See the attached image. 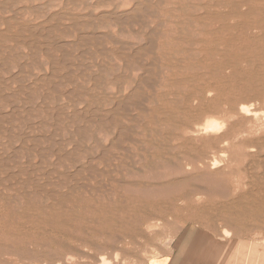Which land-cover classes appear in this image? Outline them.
<instances>
[{"label":"rangeland","instance_id":"1","mask_svg":"<svg viewBox=\"0 0 264 264\" xmlns=\"http://www.w3.org/2000/svg\"><path fill=\"white\" fill-rule=\"evenodd\" d=\"M6 1L7 3H5ZM74 1L0 0V33L8 29L6 25L3 26L1 23H6V20L7 24L9 23L8 33L3 37L0 35L3 38V40L0 39V66L5 61L7 62V66L5 62L0 67V81L2 77L4 78H2L3 83H0V96L3 98L0 97V114L3 113L4 115V117L0 116V119L2 117V121H0L2 122L0 123V131H2V134L0 133V157L2 156L0 158V180H4L3 182L0 181V191H2L0 192V264H100L102 257L110 261L109 264H146L151 259L153 261L155 258L162 256L176 258L187 256L186 253L195 251L190 247H203L207 245L205 244L207 242L217 243L224 247L218 251V258L214 264H264V210L259 209V212H262L260 213V222L256 221L255 218L256 215L260 216L258 210H255V206L264 203V134L253 132V124L256 120L253 114L257 112L263 118L264 97L256 101L246 100L242 97V89L245 86L249 87L248 89L264 88V81L261 80L264 78V35H262V31L234 29L218 33V35L213 33L217 26L228 28L242 24V22H248L253 26L256 21H264V13L261 12L258 16L251 18L233 16L218 24L211 19V15L217 10L214 5L215 0ZM148 10L152 15L146 12ZM116 13L118 15L122 13V16H118ZM203 13H206V16L209 15V18L208 16H205V18ZM58 14L62 15L59 16ZM88 15H91V17H88ZM123 18H125V22H123ZM135 21L138 23H134ZM59 22L63 26L59 25ZM66 25L68 27H64ZM75 25H77L78 30H75ZM130 26L133 31L130 30ZM91 33H94V35ZM155 33L157 34L155 35ZM99 34L103 35L100 36ZM39 35L42 38H39ZM16 36H18V39L14 38ZM101 37L104 39L102 40ZM97 38L101 40L98 41ZM15 39L18 40V43ZM221 39H226L229 42L228 46ZM25 42L28 44H25ZM75 43H78V45ZM103 43L106 48H104ZM44 44H47V46H44ZM51 44L52 46H48ZM57 46L58 48H55ZM95 48H99V50ZM62 49H67V52L70 51L67 54ZM80 51H84V53ZM86 51L90 53L91 57L85 54ZM128 53L131 56L126 55ZM30 55H34L32 56L33 59ZM66 56L68 57L66 61L71 62L70 64L63 60L64 58L67 59ZM222 59L231 64L226 71L224 69L220 71L216 65ZM58 60H63L67 63H65L67 66ZM58 62L65 65L66 68L59 65ZM8 63L11 68L8 67ZM22 63L29 64L30 67H26ZM72 64L74 66L80 65L76 66V69ZM70 65L71 67H69ZM19 66L24 67V69L19 70ZM56 68H58V71H55ZM129 69H131L130 72ZM67 70L70 71V74L73 70L72 73L74 72V74L70 76ZM18 71L20 72L18 73ZM143 73L144 77L142 76ZM14 74H17V79L21 82L19 80L17 82ZM20 76L23 80L20 79ZM24 76L26 77L24 78ZM92 76L94 77L91 78ZM52 77H54V80ZM70 77L71 79H69ZM6 78H8L7 81ZM178 78L180 80H177ZM61 79H64L63 82H60ZM65 79L71 80V84ZM94 79L96 80L94 81ZM51 80L54 84L57 81L59 84L54 85ZM74 80L75 83H73ZM104 81H106V84ZM99 82H102L104 86ZM139 82L142 83L139 84ZM61 83H65L63 85L65 87H62ZM60 84L61 86H59ZM147 85L148 88H146ZM55 86H59L57 88V91L60 90L58 93L54 92L56 90ZM27 87L28 89H26ZM38 87L39 89L36 91ZM78 87L79 89H77ZM80 87H84L85 91ZM73 89H75V92L73 91L72 95L71 91ZM136 90L139 92L138 96L134 95ZM25 93L29 98L26 97ZM46 93H48V97ZM74 93L78 95L76 96ZM91 95L93 97L89 98ZM5 96L11 101L9 99L7 101ZM72 96L74 97L72 98ZM44 97L47 99L43 100ZM12 101L14 104H12ZM76 101H79L78 104ZM43 102L47 103L49 107ZM140 102H143V105ZM16 104L19 106L18 111L16 110V107L18 108ZM56 104L61 109L60 113L59 109H55L58 108ZM116 104L120 106V109ZM121 106L122 109L125 106L124 112ZM242 106L251 109V113L249 115L241 113L240 108ZM251 106L253 109L250 108ZM21 107H23V110L20 109ZM24 108L26 110L31 109L32 112L26 111ZM45 108H48V110H45ZM126 108L132 109L126 110ZM93 109L101 110H94V112H98L97 114L93 112ZM102 111L106 112L103 113ZM31 113L33 116L27 115ZM65 113L69 119L66 118ZM57 114H62L61 119L59 118L60 115L57 116L60 120L54 117ZM71 114L74 121L71 119ZM6 116L8 117L6 118ZM99 116L100 118L102 116L103 118L106 117L101 120L98 118ZM162 118L163 120H161ZM208 118L225 122V126L220 131L207 134L191 133L198 126L203 125ZM8 119L10 122L7 123L5 120ZM13 119L16 122H13ZM23 119L27 120L24 121ZM92 120L95 123L97 122V125ZM10 123V128L13 126L12 129H9ZM54 124L55 127H53ZM42 125L43 127H41ZM2 126L7 129L3 130ZM80 126L85 127L83 129ZM127 128L132 132L127 131ZM56 129L58 130L56 131ZM10 130H13V133L9 132ZM73 131L75 132L71 135ZM76 132L80 133L81 137ZM119 133L125 136L123 143L112 146V138ZM69 134L74 140H70ZM53 137H55V142H52L54 141ZM44 140H47V142H44ZM60 141H62L61 145H58ZM82 142L86 145L85 148ZM96 143L98 144L96 145ZM99 144L105 149L102 150L103 148L101 149L100 146L99 148ZM79 145L81 148H79ZM31 146L34 148H31ZM19 147L22 152L17 149ZM14 149L18 152H15ZM92 149L95 150L92 151ZM42 150H45V154ZM73 150L74 152H72ZM11 152L16 154L12 155ZM46 154H49V156L47 157ZM41 155H45L46 158ZM58 157L61 158L57 159ZM71 158L76 161H71ZM187 158L197 159V162L200 160L206 163H214V160L217 162L216 169L213 170L215 172L213 180L217 183V187L212 194L207 193V185L204 186L193 181L188 184L176 183V178L179 182H182L180 180L183 177H179V168L180 166L185 167ZM6 162L9 163L8 166ZM3 163L7 166L6 168ZM37 163H39L38 166ZM39 166H42V169ZM27 167L28 170L24 169ZM23 172H26V174ZM33 172L37 173L33 174ZM201 172L202 170H199L196 174H201ZM44 174L46 177H43ZM6 175H9V177L11 175L12 178H8ZM13 176L15 177L13 178ZM3 178L7 180V183ZM46 183H51V185ZM132 183L133 185L159 189L167 184L179 185L177 189L183 190L184 187L189 193H192L195 187L200 186V194L193 193L188 198H177L178 195L175 197L173 195V198L168 199L167 197L172 193L167 196L168 193H163L160 189V193L155 198L139 199L134 204L131 200L134 197L131 198L124 188L125 184ZM1 185L6 187L4 188ZM88 186L92 189H89ZM37 190L38 192H36ZM40 190L42 194H39ZM48 192L50 194L53 192L55 195L47 194ZM65 193L70 194L68 197L71 198H68ZM239 203H241V206L245 204L253 207L252 217L248 215L241 216L237 213L240 209ZM231 214H233L232 218L235 226L234 224L231 226L225 221ZM54 215L61 217L63 224L60 227L53 228L48 225ZM226 231L229 233L227 234ZM6 237L7 239L4 240ZM69 256L75 259L71 260Z\"/></svg>","mask_w":264,"mask_h":264},{"label":"bare ground","instance_id":"2","mask_svg":"<svg viewBox=\"0 0 264 264\" xmlns=\"http://www.w3.org/2000/svg\"><path fill=\"white\" fill-rule=\"evenodd\" d=\"M9 1V0H8ZM12 1V0H11ZM74 1V0H73ZM160 1V0H159ZM74 2H76V1H74ZM155 2H157V1H155ZM163 2V1H162ZM5 3H7V1L5 2ZM53 3V2H52ZM96 3V2H95ZM105 3V2H104ZM214 5H215V8H217V10L215 11V13H213L212 15H211V19H213V21L215 22V23H222V22H224V21H226V20H228V19H230V18H232L233 16H237V17H239V18H251V17H255V16H258L259 14H261V12L262 13H264V0H215L214 1ZM0 4H1V2H0ZM10 4V3H9ZM8 4V5H9ZM12 4V3H11ZM102 4V3H101ZM156 4V3H155ZM2 5H4V4H2ZM7 5V4H6ZM41 5V4H40ZM45 5V4H44ZM48 5V4H47ZM157 5V4H156ZM205 5V4H204ZM10 6V5H9ZM136 6H137V4H136ZM140 6V5H139ZM207 6V5H206ZM4 7V6H3ZM6 7V6H5ZM47 7H49V6H47ZM141 7V6H140ZM24 8V7H23ZM31 8H33V7H31ZM31 8H29V9H31ZM115 8V7H114ZM134 8V7H133ZM142 8V7H141ZM28 9V8H27ZM34 9V8H33ZM32 9V10H33ZM37 9V8H36ZM35 9V10H36ZM48 9V8H47ZM178 9V8H177ZM25 10V9H24ZM41 10H43L42 8H41ZM134 10H136V9H134ZM140 10V9H139ZM145 10H147V9H145ZM155 10V9H154ZM221 10H225V11H221ZM1 11H3V10H1ZM18 11V10H17ZM30 11V10H29ZM131 11V10H130ZM138 11V10H137ZM5 12V11H4ZM33 12V11H32ZM36 12V11H35ZM133 12V11H132ZM140 12V11H139ZM144 12V11H143ZM147 13H149V10L148 11H146ZM156 12V11H155ZM15 13H17V12H15ZM108 13V12H107ZM129 13V12H128ZM140 13H142V12H140ZM159 13V12H158ZM14 14V13H13ZM103 14V13H102ZM105 14V13H104ZM113 15H114V13H112ZM122 13H120L119 15H121ZM132 14V13H131ZM137 14H138V12H137ZM146 14V13H145ZM144 14V15H145ZM149 14H151V13H149ZM148 14V15H149ZM204 14V13H203ZM56 15V14H55ZM59 15V14H58ZM60 15H62V14H60ZM59 15V16H60ZM67 15H68V13H67ZM101 15V14H100ZM107 15V14H106ZM105 15V16H106ZM110 15V14H109ZM116 15H118L117 13H116ZM115 15V16H116ZM118 15V16H119ZM124 15L125 16H127L125 13H124ZM130 15V14H129ZM141 15V14H140ZM152 15V14H151ZM13 16V15H12ZM16 16V15H15ZM53 16V15H52ZM52 16H49L50 18L52 17ZM69 16V15H68ZM71 16H73V15H71ZM81 16H83V15H81ZM80 16V17H81ZM91 17V15H88V17ZM96 16V15H95ZM94 16V17H95ZM122 16V15H121ZM120 16V17H121ZM192 16V15H191ZM195 16V15H194ZM200 16V15H199ZM206 16V13L204 14V17ZM208 16V18H209V15H207ZM206 16V17H207ZM56 17H58V16H56ZM55 17V18H56ZM78 17V16H77ZM84 17V16H83ZM109 17V16H108ZM117 17V16H116ZM115 17V18H116ZM119 17V18H120ZM130 17H131V15H130ZM130 17H128V18H130ZM141 17V16H140ZM139 17V18H140ZM147 17V16H146ZM205 17V18H206ZM96 18V17H95ZM97 18H98V15H97ZM103 18V17H102ZM112 18V17H111ZM201 18V17H200ZM4 19V18H3ZM7 19V18H6ZM5 19V20H6ZM58 19V18H57ZM62 19V18H61ZM65 19V18H64ZM100 19V18H99ZM109 19H110V17H109ZM124 19L125 18H123V22H125L124 21ZM136 19V18H135ZM204 19V18H203ZM9 20V19H8ZM17 20V19H16ZM49 20V19H48ZM53 20V19H52ZM92 20H93V18H92ZM95 20V19H94ZM101 20V19H100ZM111 20V19H110ZM113 20V19H112ZM117 20H118V18H117ZM116 20V21H117ZM126 20H128V19H126ZM134 20V19H133ZM139 20V19H138ZM190 20V19H189ZM234 20V19H233ZM47 21V20H46ZM58 21H60V20H58ZM57 21V22H58ZM102 21V20H101ZM113 21H115V19L113 20ZM115 21V22H116ZM118 21H120V20H118ZM117 21V22H118ZM141 21V20H140ZM44 22V21H43ZM86 22V21H85ZM90 22V21H89ZM88 22V23H89ZM98 22V21H97ZM230 22V21H229ZM78 23V22H77ZM92 24H93V22H91ZM122 23V22H121ZM127 23V22H126ZM131 23H133V22H131ZM134 23H138V22H134ZM141 23V22H140ZM147 23V22H146ZM213 23V22H212ZM50 24V23H49ZM72 24H73V22H72ZM81 24V23H80ZM118 24V23H117ZM129 24V23H128ZM1 25H3V26H7V28L8 29H6V31L5 32H2V33H0V35L3 37V36H5L6 35V33H8V31H9V23L7 24V20H6V23H1ZM50 25H52V24H50ZM55 25V24H54ZM58 25V24H57ZM59 25H61L60 24V22H59ZM58 25V26H59ZM119 25V24H118ZM161 25V24H160ZM191 25V24H190ZM27 26V25H26ZM61 26H63V24L61 25ZM74 26V25H73ZM77 25H75V30H78L77 29V27H76ZM96 26V25H95ZM138 26H139V24H138ZM148 26V25H147ZM159 26V25H158ZM158 26H156V27H158ZM209 26V25H208ZM34 27H36V26H34ZM50 27V26H49ZM64 27H68V25H66V26H64ZM63 27V28H64ZM92 27V26H91ZM94 27V26H93ZM28 28V27H27ZM130 28V30H131V26L129 27ZM216 28V27H215ZM23 29H24V27H23ZM31 29H33L32 27H31ZM30 29V30H31ZM36 29V28H35ZM38 29V28H37ZM41 29V28H40ZM49 29V28H48ZM53 29V28H52ZM67 29V28H66ZM73 29V28H72ZM93 29V28H92ZM230 29H234V30H241V31H262L263 32V34L262 35H264V21H256L255 22V25H251V24H249L248 22H242V24H238V25H234V26H230V27H228V28H224V27H219V26H217V28L214 30V34H217L218 35V33H221V32H227V31H229ZM25 31H26V29H24ZM58 30H60V28H58ZM61 30H63V29H61ZM212 30V29H211ZM3 31V30H2ZM20 31V30H19ZM21 31H22V29H21ZM37 31V30H36ZM39 31V30H38ZM47 31H49V30H47ZM68 31H70L69 29H68ZM122 31V30H121ZM131 31H133V30H131ZM23 32V31H22ZM27 32V31H26ZM31 32V31H30ZM45 32H46V30H45ZM73 32V31H72ZM91 32V31H90ZM32 33V32H31ZM38 33V32H37ZM43 33V32H42ZM77 33H79V32H77ZM159 34H160V32H158ZM180 33V32H179ZM30 34V33H29ZM33 35H34V33H32ZM36 34V33H35ZM51 34V33H50ZM83 34V33H82ZM91 34H93L94 35V33H91ZM104 34V33H103ZM103 34H101V35H103ZM111 34V33H110ZM152 34V33H151ZM150 34V35H151ZM154 34V33H153ZM157 33H155V35H156ZM37 35V34H36ZM36 35H35V37H36ZM43 35V34H42ZM80 35V34H79ZM90 35V34H89ZM100 35V34H99ZM100 35V36H101ZM108 35V34H107ZM221 35H223V34H221ZM261 35V36H262ZM19 36V35H18ZM18 36H16V37H14V38H17ZM21 36H23V35H21ZM48 36V35H47ZM82 36V35H81ZM92 36V35H91ZM96 36V35H95ZM98 36V35H97ZM99 36V37H100ZM109 36V35H108ZM154 36V35H153ZM7 37V36H6ZM20 37V36H19ZM38 37V36H37ZM41 36L39 35V38H40ZM43 37H44V35H43ZM49 37V36H48ZM48 37H46V39H48ZM88 37V36H87ZM86 37V38H87ZM103 37H105V36H103ZM114 37V36H113ZM146 37H147V35H146ZM9 38L11 39V37L9 36ZM13 38V39H14ZM21 38V37H20ZM23 38H24V36H23ZM26 38V37H25ZM31 38V37H30ZM42 38V37H41ZM53 38V37H52ZM56 38V37H55ZM78 38H80V37H78ZM83 38H85V37H83ZM92 38V37H91ZM90 38V39H91ZM259 38V37H258ZM262 38V37H261ZM0 39H2L3 40V38H1L0 37ZM6 39H8V38H6ZM9 39V40H10ZM18 39V38H17ZM17 39H15V40H17ZM22 39V38H21ZM28 39V38H27ZM54 39V38H53ZM98 39V38H97ZM101 39H102V37H101ZM101 39H98V41L99 40H101ZM104 39V38H103ZM102 39V40H103ZM108 39H110V38H108ZM152 39V38H151ZM177 39H179V38H177ZM251 39H252V37H251ZM4 40H5V38H4ZM31 40V39H30ZM50 40H52V39H50ZM55 40V39H54ZM58 41H59V39H57ZM84 40V39H83ZM82 40V41H83ZM86 40V39H85ZM116 40V39H115ZM222 41H224L225 43L224 44H227V46H228V44H229V42H227L226 41V39H221ZM32 41V40H31ZM39 41V40H38ZM58 41H55L56 43L58 42ZM81 41V40H80ZM87 41V40H86ZM89 41V40H88ZM95 41V40H94ZM113 41V39L111 40V42ZM121 41V40H120ZM14 42V41H13ZM23 42V41H22ZM28 42V41H27ZM27 42H25V44L27 43ZM33 42V41H32ZM62 42V41H61ZM84 42V41H83ZM83 42H81V43H83ZM97 42V41H96ZM95 42V43H96ZM102 42H104V41H102ZM101 42V43H102ZM17 43H18V40H17ZM47 43H48V41H47ZM60 43V42H59ZM67 43V42H66ZM65 43V44H66ZM71 43V42H70ZM116 43V42H115ZM119 43V42H118ZM123 43V42H122ZM151 43V42H150ZM154 43V42H153ZM28 44V43H27ZM63 44V43H62ZM61 44V45H62ZM69 44V43H68ZM75 44H77L78 45V43H75ZM80 44V43H79ZM89 44H90V42H89ZM120 45H121V43H119ZM149 44V43H148ZM193 44V43H192ZM221 44V43H220ZM32 45H33V43H32ZM37 45V44H36ZM41 45V44H40ZM47 46V44H44V46ZM53 45H55V44H53ZM84 45V44H83ZM92 45V44H91ZM96 45V44H95ZM103 45H104V43H103ZM26 46V45H25ZM31 46V45H30ZM48 46H52V44L51 45H48ZM74 46V45H73ZM76 46V45H75ZM74 46V47H75ZM105 46V45H104ZM124 46V45H123ZM128 46H130V45H128ZM148 46V45H147ZM226 46V45H225ZM1 47V46H0ZM32 47V46H31ZM30 47V49H32ZM36 47H38V46H36ZM43 47V46H42ZM68 47H70V46H68ZM93 47H94V45H93ZM97 47H98V45H97ZM121 47V46H120ZM218 47V46H217ZM2 48H3V46H2ZM13 48V47H12ZM34 48V47H33ZM54 48V47H53ZM55 48H58V46L57 47H55ZM64 48V47H63ZM66 48H67V45H66ZM78 48V47H77ZM87 47H86V45H85V49H86ZM103 48V47H102ZM104 48H106V46L104 47ZM123 48V47H122ZM125 48V47H124ZM219 48V47H218ZM7 49V48H6ZM10 49V48H9ZM40 49V48H39ZM51 49V48H50ZM49 49V50H50ZM65 49V48H64ZM64 49H62V50H64ZM96 49V48H95ZM98 50H99V48H97ZM96 49V50H97ZM118 49H120V48H118ZM133 49V48H132ZM137 49V48H136ZM141 49V48H140ZM140 49H138L139 51H140ZM215 49V48H214ZM29 50V49H28ZM38 50V49H37ZM49 50H47V51H49ZM67 50V49H66ZM66 50H64L65 52H67ZM78 50V49H77ZM91 50V49H90ZM135 50V49H134ZM43 51V50H42ZM58 51V50H57ZM70 51V50H69ZM68 51V52H69ZM88 51H89V49H88ZM88 51H86L87 53H85V54H87V55H89L90 53H88ZM103 51V50H102ZM120 51V50H119ZM149 51V50H148ZM60 52V51H59ZM68 52H67V54H68ZM81 52V51H80ZM98 52V51H97ZM104 52V51H103ZM102 52V54H104ZM116 52V51H115ZM137 52V51H136ZM141 52V51H140ZM143 52V51H142ZM37 53V52H36ZM62 53V52H61ZM81 53H84V51H82ZM96 53V52H95ZM113 53H114V51H113ZM121 53V52H120ZM133 53V52H132ZM135 53V52H134ZM179 53H180V51H179ZM39 54V53H38ZM48 54V53H47ZM93 54H94V52H93ZM92 54V55H93ZM99 54V53H98ZM116 55H117V53H115ZM8 55H9V53H8ZM50 55V54H49ZM62 55H65V54H62ZM78 55V54H77ZM79 55H81V56H84V55H82V54H79ZM100 55H101V53H100ZM126 55H130L129 53L128 54H126ZM133 55V54H132ZM138 55H139V52H138ZM140 55H141V53H140ZM143 55V54H142ZM13 56H15V54H13ZM31 56V55H30ZM32 56H34V55H32ZM31 56V57H32ZM52 56V55H51ZM68 56V55H67ZM66 56V57H67ZM69 56H71V55H69ZM90 56V55H89ZM118 56V55H117ZM131 56V55H130ZM221 56V55H220ZM223 56V55H222ZM11 57V56H10ZM27 57V56H26ZM62 57H64V56H62ZM74 57V56H73ZM75 57H77V56H75ZM91 57V56H90ZM93 58H94V56H92ZM112 57V56H111ZM135 57H136V55H135ZM219 57V56H218ZM48 58V57H47ZM53 58V57H52ZM61 58V57H60ZM122 58V57H121ZM128 58V57H127ZM4 59V58H3ZM9 59V58H8ZM32 59H33V57H32ZM36 59V58H35ZM34 59V60H35ZM50 59V58H49ZM75 59H78V58H75ZM81 59V58H80ZM91 59V58H90ZM95 59V58H94ZM123 59V58H122ZM128 59H130V58H128ZM138 59V58H137ZM1 60V59H0ZM6 60H7V58H6ZM64 61H66V60H68V57H67V59H63ZM63 60L61 61L62 62V64L64 63H66V62H68L69 63V61H66V62H63ZM134 60V59H133ZM178 60H180V59H178ZM192 60V59H191ZM4 61V60H3ZM59 61V60H58ZM59 61V62H60ZM78 61V60H77ZM124 61H125V58H124ZM182 61V60H181ZM2 62V61H1ZM6 62V61H5ZM4 62V63H5ZM32 62H34V61H32ZM37 62V61H36ZM55 62V61H54ZM58 62V63H59ZM126 62V61H125ZM139 62V61H138ZM4 63H2L3 65H4ZM56 63V62H55ZM71 63V62H70ZM69 63V64H70ZM78 63V62H77ZM108 63V62H107ZM150 63V62H149ZM148 63V64H149ZM252 63V62H251ZM1 64V63H0ZM7 64V62L5 63V65ZM22 64H24V63H22ZM62 64H60L59 63V65H61V66H65V65H62ZM106 64V63H105ZM125 64V63H124ZM142 64V63H141ZM146 64V63H145ZM178 64V63H177ZM253 64V63H252ZM2 65V66H3ZM10 64L8 63V67H10L9 66ZM24 65H26V64H24ZM51 65V64H50ZM56 65H57V63H56ZM73 65V64H72ZM80 65V64H79ZM78 65V66H79ZM138 65H140V64H138ZM192 65V64H191ZM216 65H217V67H218V69L220 70V71H222L223 69L226 71L227 69H229V66H231V64H228V62L225 60V59H222V60H219L217 63H216ZM243 65V64H242ZM241 65V66H242ZM2 66H0V67H2ZM7 66V65H6ZM20 66H21V64H20ZM19 66V70L20 69H24V67H20ZM67 66V65H66ZM66 66H65V68H66ZM77 65H73V67H76ZM77 66V67H78ZM82 66V65H81ZM80 66V67H81ZM86 66H88V65H86ZM94 66V65H93ZM105 66V65H104ZM124 66V65H123ZM128 66V65H127ZM126 66V67H127ZM131 66V65H130ZM129 66V67H130ZM258 66V65H257ZM256 66V67H257ZM26 67H30L29 66V64L28 65H26ZM51 67V66H50ZM69 67H71V65L69 66ZM77 67H76V69H77ZM80 67H79V69H80ZM83 67V66H82ZM85 67V66H84ZM103 67V66H102ZM146 67V66H145ZM7 68V67H6ZM11 68V67H10ZM39 68V67H38ZM68 68V67H67ZM87 68V67H86ZM101 68V67H100ZM128 68V67H127ZM144 68V67H143ZM258 68H260V67H258ZM8 69V68H7ZM58 68H56V70L55 71H58L57 70ZM90 69V68H89ZM102 69V68H101ZM100 69V70H101ZM33 70V69H32ZM51 70V69H50ZM60 70V69H59ZM71 70V69H70ZM81 70V69H80ZM83 70V69H82ZM99 70V69H98ZM130 70L131 69H129V72H130ZM218 70V71H219ZM7 71V70H6ZM54 71V72H55ZM73 71V70H72ZM72 71H71V74H74V72L72 73ZM103 71H104V69H103ZM143 71H145V69H143ZM20 71H18V73H19ZM67 72H69V74H70V71L69 70H67ZM80 72V71H79ZM109 72V71H108ZM17 73V72H16ZM22 73V72H21ZM21 73H20V75H21ZM51 73H52V71H51ZM55 73H57V72H55ZM99 73V72H98ZM145 73V72H144ZM144 73H143V77H144ZM65 74V73H64ZM63 74V75H64ZM67 74V73H66ZM71 74H70V76H71ZM83 74V73H82ZM110 74V73H109ZM220 74V73H219ZM15 75V74H14ZM33 75V74H32ZM50 75V74H49ZM56 75V74H55ZM63 75H61V76H63ZM150 75V74H149ZM201 75V74H200ZM16 76V80H17V82H18V80L19 79H17V74L15 75ZM31 76V75H30ZM48 76V75H47ZM65 76V75H64ZM69 76V75H68ZM82 76V75H81ZM86 76H88V75H86ZM90 76V75H89ZM96 76V75H95ZM110 76H111V74H110ZM11 77H13V76H11ZM21 77V76H20ZM26 76H24V78H25ZM42 77V76H41ZM45 77V76H44ZM43 77V78H44ZM67 77V76H66ZM94 76H92L91 78H93ZM99 77V76H98ZM141 77V76H140ZM143 77H142V79H143ZM148 77V76H147ZM254 77V76H253ZM3 78V77H2ZM2 78H1V81H0V83H3L2 82ZM15 78V77H14ZM53 78V80H54V77H52ZM65 78V77H64ZM97 78V77H96ZM4 79V78H3ZM11 79V78H10ZM13 79V78H12ZM11 79V80H12ZM21 80H23V78L21 77L20 78ZM46 79H48V78H46ZM57 79H58V77H57ZM69 79H71V77L69 78ZM98 80H99V78H97ZM105 79V77L103 78V80ZM119 79V78H118ZM140 79V78H139ZM6 81L8 80V78H6L5 79ZM42 80H44V79H42ZM53 80H51L52 82H53ZM62 80V79H61ZM64 80V79H63ZM63 80L62 81H60V82H63ZM96 79H94V81H95ZM102 80V81H103ZM144 80V79H143ZM147 80H149V79H147ZM177 80H180L179 78L177 79ZM186 80V79H185ZM188 80V79H187ZM262 81H264V78H262L261 79ZM10 81V80H9ZM14 81H15V79H14ZM20 81V80H19ZM27 81V80H26ZM34 81V80H33ZM39 81V80H38ZM65 81H68L69 83H70V81L67 79H65ZM119 81V80H118ZM156 81V80H155ZM189 81H191V80H189ZM21 82V81H20ZM46 82V81H45ZM85 82V81H84ZM106 81H104V83H105ZM150 82V81H149ZM255 82V81H254ZM6 83V82H5ZM11 83V82H10ZM56 83H58V81L56 82ZM55 83V84H56ZM66 83V82H65ZM65 83H61L62 84V87H65V86H63ZM73 83H75V80H74V82ZM100 84L102 83V82H99ZM140 83H142V82H139V84ZM32 84V83H31ZM34 84V83H33ZM48 84V83H47ZM52 84V83H51ZM53 84H54V82H53ZM54 84V85H55ZM59 84V83H58ZM61 84L59 85V86H61ZM71 84V83H70ZM80 84V83H79ZM106 84V83H105ZM5 85V84H4ZM75 85V84H74ZM95 85V84H94ZM102 86H104L103 85V83L101 84ZM146 85V84H145ZM27 86V85H26ZM58 86V87H59ZM142 86V85H141ZM5 87V86H4ZM18 87V86H17ZM21 87V86H20ZM23 87V86H22ZM43 88H44V86H42ZM47 87V86H46ZM52 87H53V85H52ZM56 87V86H55ZM55 87H54V89H55ZM58 87H56V90H54V92H59L60 90H58L57 91V88ZM92 87V86H91ZM94 87V86H93ZM138 87V86H137ZM143 87V86H142ZM30 88V87H29ZM72 88H74V87H72ZM81 88V87H80ZM84 88V87H83ZM83 88H81L82 90H84L85 91V89H83ZM97 88H99L98 86H97ZM121 88V87H120ZM135 88V87H134ZM139 88V87H138ZM146 88H148V85H147V87ZM249 88V87H248ZM247 88V86H245L244 87V89H242V92H243V99H246V100H257V99H259V98H262V97H264V88H253V89H248ZM18 89V88H17ZM26 89H28V87L26 88ZM39 89V87L36 89V91ZM49 89V88H48ZM52 89V88H51ZM77 89H79V87L77 88ZM76 89V90H77ZM87 89V88H86ZM141 89H143V88H141ZM4 90V89H3ZM1 91V90H0ZM20 91H21V89H20ZM45 91V90H44ZM68 91H71V90H68ZM73 91L75 92V89H73L72 91H71V94L73 95ZM77 91H79V90H77ZM76 91V92H77ZM132 91V90H131ZM2 92H4V91H2ZM22 92H24L23 90H22ZM63 92V91H62ZM88 92V91H87ZM17 93V92H16ZM19 93H21V92H19ZM70 93V92H69ZM68 93V94H69ZM78 93V92H77ZM80 93H81V91H80ZM86 93V92H85ZM139 92H138V90H136L135 92H134V95H136V96H138L137 94H138ZM10 94H12V93H10ZM26 94V93H25ZM30 94V93H29ZM47 95V97H48V93H46ZM66 94V93H65ZM64 94V95H65ZM70 94V95H71ZM82 94V93H81ZM89 94V93H88ZM98 94V93H97ZM13 95V94H12ZM27 95V94H26ZM45 95V94H44ZM59 95H61L60 93H59ZM74 95H76V93H74ZM78 95V94H77ZM76 95V96H77ZM80 95V94H79ZM82 95H84V93L82 94ZM115 95V94H114ZM128 95V94H127ZM7 96H8V94H7ZM7 96H5V97H7ZM15 96H16V94H15ZM18 96V95H17ZM75 96V97H76ZM88 96V95H87ZM90 96V95H89ZM101 96V95H100ZM143 96V95H142ZM1 97V96H0ZM10 97V96H9ZM14 97V96H13ZM12 97V98H13ZM26 97H28L29 98V96L27 95ZM30 97H31V95H30ZM57 97V96H56ZM55 97V98H56ZM74 96H72V98H73ZM93 96L91 95V97H89V98H92ZM128 97V96H127ZM130 97V96H129ZM146 97V96H145ZM2 98V97H1ZM11 98V97H10ZM28 98H27V100H28ZM32 98V97H31ZM43 98V97H42ZM45 99H43V100H46L47 98L46 97H44ZM58 98V97H57ZM66 98H67V94H66ZM71 98V99H72ZM132 98V97H131ZM130 98V99H131ZM134 98V97H133ZM186 98V97H185ZM3 99V98H2ZM6 99V98H5ZM4 99V100H5ZM8 97H7V101H8ZM14 99V98H13ZM108 100H109V98H107ZM128 99V98H127ZM140 99H142V98H140ZM147 99V98H146ZM41 100V99H40ZM42 100V101H43ZM68 100V99H67ZM73 100V99H72ZM99 100V99H98ZM102 100H103V98H102ZM112 100V99H111ZM110 100V101H111ZM144 100V99H143ZM186 100V99H185ZM184 100V101H185ZM6 101V100H5ZM7 101L5 102V103H7ZM9 101H11V99H9ZM22 101V100H21ZM29 101V100H28ZM56 101V100H55ZM71 101V100H70ZM80 101V100H79ZM78 101V102H79ZM84 101V100H83ZM107 101V100H106ZM122 101H124V100H122ZM13 102V101H12ZM19 102V101H18ZM23 102V101H22ZM25 102V101H24ZM57 102V101H56ZM77 102V101H76ZM78 102H77V104H78ZM116 102V101H115ZM129 102V101H128ZM8 103H10V102H8ZM27 103V102H26ZM35 102L33 101V104H34ZM44 103V102H43ZM119 103V102H118ZM130 103H132V102H130ZM129 103V104H130ZM141 103V102H140ZM143 103V102H142ZM141 103V105H143ZM11 104V103H10ZM10 104H8L9 106H10ZM12 104H14V102L12 103ZM24 104V103H23ZM41 104V103H40ZM45 104V103H44ZM43 104V105H44ZM47 104V103H46ZM45 104V105H46ZM71 104H72V102H71ZM80 104V103H79ZM96 104V103H95ZM109 104H110V102H109ZM177 104V103H176ZM250 104V103H249ZM17 105V104H16ZM25 105V104H24ZM48 105V104H47ZM57 105V104H56ZM92 105H93V103H92ZM102 105V104H101ZM137 106H138V104H136ZM242 105V104H241ZM18 106V105H17ZM25 106H27V105H25ZM24 106V107H25ZM38 106V105H37ZM40 106V105H39ZM87 106V105H86ZM116 106H118L117 104H116ZM122 106H123V104H122ZM122 106H121V109H122ZM128 106V105H127ZM12 107H13V105H12ZM48 107H49V105H48ZM57 107L58 108H55V109H59V106L57 105ZM76 107H77V105H76ZM95 107V106H94ZM97 107V106H96ZM120 106H118V108H119ZM125 107V106H124ZM123 107V112H124V108ZM129 107V106H128ZM131 107H133V105H131ZM144 107H145V105H144ZM39 108V107H38ZM65 108V107H64ZM64 108H62V109H64ZM68 108V107H67ZM86 108V107H85ZM113 108V107H112ZM137 108V107H136ZM250 108H252V106L250 107ZM17 109H19V106H18V108L16 107V110ZM20 109H22L23 110V107H21ZM25 109V108H24ZM34 109V108H33ZM83 109H84V107H83ZM103 109V108H102ZM120 109V108H119ZM129 109H132V108H129ZM128 108H126V110H129ZM141 109H142V107H141ZM147 109V108H146ZM253 109V108H252ZM26 110V109H25ZM28 110V109H27ZM26 110V111H27ZM44 110V109H43ZM45 110H48V108L46 109L45 108ZM60 110L61 109H59V113H60ZM94 110H96V109H93V112H94ZM98 111H100L99 109H97ZM96 110V111H97ZM121 110V111H122ZM138 110H140V109H138ZM143 110V109H142ZM10 111H11V109H10ZM13 111V110H12ZM18 111V110H17ZM26 111H24V112H26ZM28 111H31V109L30 110H28ZM72 111H74V110H72ZM76 111V110H75ZM74 111V112H75ZM83 111V110H82ZM85 111V110H84ZM90 111V110H89ZM108 111V110H107ZM133 111V110H132ZM147 111V110H146ZM240 111H241V113H243V114H247V115H249L250 113H251V109H249L248 107H246V106H242L241 108H240ZM260 111V110H259ZM32 112V111H31ZM56 112H58V110H56ZM85 112H87V111H85ZM103 112V111H102ZM104 112H106V111H104ZM103 112V113H104ZM112 112V111H111ZM119 112V111H118ZM117 112V113H118ZM130 112V111H129ZM144 112V111H143ZM30 113V112H29ZM40 113V112H39ZM71 113H73V112H71ZM79 113H80V110H79ZM79 113H77V114H79ZM84 113V112H83ZM94 113H97L98 114V112H94ZM93 113V114H94ZM120 113V112H119ZM261 113H263V112H261ZM6 114V113H5ZM12 114V113H11ZM49 114V113H48ZM51 114V113H50ZM66 114V113H65ZM64 114V115H65ZM75 114V113H74ZM73 114V115H74ZM88 114H90V113H88ZM92 114V115H93ZM96 114V115H97ZM6 115H8V114H6ZM27 115H31V116H33L32 115V113L31 114H27ZM52 115V114H51ZM60 115V119H61V115L62 114H59ZM58 114L57 115H55L54 117H57V116H59ZM67 115V114H66ZM87 115V114H86ZM91 115V114H90ZM102 115V114H101ZM100 115V116H101ZM110 115V114H109ZM112 115V114H111ZM118 115V114H117ZM116 115V116H117ZM128 115V114H127ZM131 115V114H130ZM146 115V114H145ZM254 115V119H256L255 120V123L253 124V132H255V133H260V134H264V115H262L263 116V118L262 117H260V114H258L257 112L256 113H254L253 114ZM0 116H3L4 117V115H3V113H2V115L0 114ZM12 116V115H11ZM10 116V117H11ZM13 116H14V114H13ZM12 116V117H13ZM71 116H72V114H71ZM71 116H69V117H71ZM75 116V115H74ZM94 116H95V114H94ZM100 116L98 117L99 119H101L102 120V118H103V116L100 118ZM175 116V115H174ZM8 116H6V118H7ZM25 117H27V116H25ZM30 117V116H29ZM68 117V115L66 116V118ZM81 117V116H80ZM82 117H83V115H82ZM106 117V116H105ZM104 117V118H105ZM131 117V116H130ZM14 118V117H13ZM22 118V117H21ZM51 118V117H50ZM58 118V117H57ZM58 118V119H59ZM94 118H96V117H94ZM94 118H90V119H94ZM98 118H97V120H98ZM103 118V119H104ZM108 118V117H107ZM111 118H112V116H111ZM117 118V117H116ZM125 118V117H124ZM133 118V117H132ZM1 119H2V117H1ZM0 119V121H2ZM14 119H16V118H14ZM13 119V120H14ZM48 119V118H47ZM58 119H57V121H58ZM59 119V120H60ZM67 119H69V118H67ZM72 121H74L73 119V116H72ZM70 119V120H71ZM81 119V118H80ZM80 119H79V121H80ZM85 119H87V117H85ZM84 119V120H85ZM110 119V118H109ZM11 120V119H10ZM24 120V119H23ZM25 120H27V119H25ZM24 120V121H25ZM56 120V119H55ZM82 120V119H81ZM89 120V119H88ZM87 120V121H88ZM106 120H108V119H106ZM132 120V119H131ZM161 120H163V118L161 119ZM5 121H7V123H8V121H9V119L8 120H5ZM18 121V120H17ZM19 121H20V119H19ZM56 121V122H57ZM86 121V123H88ZM93 121V120H92ZM104 121V120H103ZM116 121V120H115ZM133 121V120H132ZM141 121V120H140ZM10 122V121H9ZM13 122H16L15 120L13 121ZM12 122V123H13ZM59 122V121H58ZM69 122V121H68ZM76 122V121H75ZM81 122V121H80ZM85 122V121H84ZM90 122V121H89ZM94 122V124H96L95 123V121H93ZM99 122H100V120H99ZM98 122V123H99ZM105 122V121H104ZM120 122H122V121H120ZM130 122V121H129ZM0 123H2V122H0ZM41 123H42V121H41ZM45 123V122H44ZM55 123V122H54ZM70 123V122H69ZM91 123V122H90ZM109 123H110V121H109ZM6 124V123H5ZM39 124H40V121H39ZM48 124V123H47ZM56 124V123H55ZM55 124H54V126L53 127H55ZM77 124V123H76ZM92 124V123H91ZM90 124V125H91ZM103 124V123H102ZM101 124V125H102ZM111 124V123H110ZM120 124V123H119ZM144 124V123H143ZM142 124V125H143ZM183 124V123H182ZM7 125V124H6ZM10 125H11V123L9 124V129H12L13 128V126L10 128ZM34 125V124H33ZM32 125V126H33ZM37 125V124H36ZM46 125V124H45ZM56 125H58V124H56ZM74 125H75V123H74ZM89 125V126H90ZM97 125V124H96ZM112 125H113V123H112ZM1 126V125H0ZM31 126V125H30ZM77 126V125H76ZM92 126V125H91ZM105 126V125H104ZM111 126V125H110ZM225 126V122H219L218 120H216V119H213V118H208V119H206L205 120V122H204V124L203 125H201V126H198L194 131H191V133H193V134H207V133H209V132H215V131H220V129L221 128H223ZM3 127V130L4 129H7V128H4V126H2ZM1 127V128H2ZM27 127H28V125H27ZM34 127V126H33ZM37 127H38V125H37ZM41 127H43V125L41 126ZM58 128L60 127V126H57ZM56 127V128H57ZM67 127V126H66ZM81 128H83L84 129V127L83 126H80ZM97 127V126H96ZM133 127H134V125H133ZM15 129H16V127H14ZM18 128V127H17ZM46 128H49V127H46ZM61 128V127H60ZM77 128H79V126H77ZM32 129H35V128H32ZM36 129H38V128H36ZM41 129V128H40ZM44 129V128H43ZM80 129V128H79ZM97 129V128H96ZM102 129H103V127H102ZM128 129V128H127ZM1 130V129H0ZM42 130V129H41ZM53 130V129H52ZM58 129H56V131H57ZM60 130V129H59ZM68 130V129H67ZM103 130H105V129H103ZM111 130V129H110ZM125 130V129H124ZM40 131V130H39ZM75 131H76V129H75ZM75 131H73V133L71 132V135L72 134H74V132ZM82 131V129L80 130V132ZM84 131V130H83ZM90 132H91V129L89 130ZM127 131H129V129L127 130ZM131 131V130H130ZM129 131V132H130ZM2 131H0V133H1ZM9 132H12L13 133V130L11 131H9ZM69 132V131H68ZM79 132V131H78ZM86 132V131H85ZM98 132V131H97ZM119 132V131H118ZM129 132H127V134H129ZM132 132V131H131ZM134 132V131H133ZM30 133V132H29ZM29 133H28V135H29ZM50 133V132H49ZM77 133V132H76ZM83 133V132H82ZM93 133V132H92ZM122 133V132H121ZM2 134V133H1ZM24 134V133H23ZM54 134V133H53ZM55 134H56V132H55ZM79 136H80V133H77ZM16 135V134H15ZM18 135V134H17ZM16 135V136H17ZM70 135V134H69ZM71 135H70V137H71ZM83 135V134H82ZM85 135V134H84ZM94 135V134H93ZM130 135V134H129ZM8 136V135H7ZM20 136V135H19ZM25 136V135H24ZM45 136V135H44ZM53 136H55V135H53ZM132 136V135H131ZM4 137V136H3ZM6 137V136H5ZM11 137V136H10ZM20 137H22V136H20ZM59 137V136H58ZM74 137V136H73ZM81 137V136H80ZM82 137H84V136H82ZM8 138H9V136H8ZM18 138V137H17ZM25 138V137H24ZM28 137L26 136V139H27ZM31 138V137H30ZM29 138V139H30ZM36 138V137H35ZM46 138V137H45ZM54 138V141H52V142H55V137H53ZM60 138H61V136H60ZM85 138V137H84ZM88 138V136L86 137V139ZM12 139H13V137H12ZM25 139V140H26ZM33 139V138H32ZM39 139H40V137H39ZM46 139H48V138H46ZM67 139V138H66ZM71 139H73L72 137L70 138V140ZM83 139V138H82ZM124 139H125V136H124V134H115L114 135V137L112 138V146L114 145H117V144H121V142L122 141H124ZM35 140H37V139H35ZM51 140V139H50ZM68 140V139H67ZM66 140V141H67ZM69 140V141H70ZM74 140V139H73ZM73 140H72V142H73ZM126 140H129V139H126ZM125 140V141H126ZM133 140H135V139H133ZM31 142H34V141H32V140H30ZM47 142V140H44V142ZM84 141H85V139H84ZM258 141V140H257ZM9 142H10V138H9ZM36 142V141H35ZM38 142V141H37ZM62 141H60V142H58V145H61L60 143H61ZM99 142V141H98ZM132 142V141H131ZM136 142V141H135ZM139 142V141H138ZM27 143V142H26ZM78 143V142H77ZM83 143V142H82ZM81 143V144H82ZM123 143V142H122ZM14 144V143H13ZM24 144H25V141H24ZM36 144V143H35ZM68 144V143H67ZM84 144V143H83ZM93 144V143H92ZM98 143H96V145H97ZM37 145V144H36ZM41 145V144H40ZM74 145V144H73ZM76 145V144H75ZM74 145V146H75ZM91 145V144H90ZM110 145V144H109ZM77 146V145H76ZM85 144H84V148H85ZM101 147V145L99 144L98 145V147ZM119 146V145H118ZM121 146V145H120ZM143 146V145H142ZM11 147V146H10ZM30 147V146H29ZM33 146H31V148H32ZM39 147V146H38ZM66 147V146H65ZM78 147V146H77ZM76 147V148H77ZM99 147V148H100ZM108 147V146H107ZM109 147H111V146H109ZM34 148V147H33ZM79 148H81V146L79 145ZM103 147H101V149H102ZM114 148V147H113ZM118 148H120V147H118ZM123 148V147H122ZM17 149H20V147L19 148H17ZM37 149H39V148H37ZM41 149H43V148H41ZM48 149H49V146H48ZM51 149H52V147H51ZM58 149V148H57ZM105 148H103L102 150H104ZM23 150V149H22ZM25 150H27V149H25ZM28 150H30V149H28ZM46 150V149H45ZM45 150H42L43 152L45 151ZM61 150V149H60ZM63 150V149H62ZM74 150H75V148H74ZM74 150L72 151V152H74ZM83 150V149H82ZM84 150H86V149H84ZM95 150V149H94ZM93 149H92V151H94ZM14 151L16 152L17 150H15L14 149ZM20 151H21V149H20ZM48 151V150H47ZM71 151V150H70ZM69 151V152H70ZM124 151V150H123ZM127 151V150H126ZM15 152H13V154L15 153ZM18 152V151H17ZM22 152V151H21ZM68 152V151H67ZM68 152V153H69ZM91 152V151H90ZM108 152V151H107ZM26 153V152H25ZM48 153V152H47ZM55 153H56V151H55ZM65 153H66V151H65ZM78 153H80V152H78ZM93 153V152H92ZM91 153V154H92ZM11 154H12V152H11ZM12 154V155H13ZM16 154V153H15ZM31 154V153H30ZM36 154H39V153H36ZM44 154H45V152H44ZM49 154H50V151H49ZM49 154L47 155V157L49 156ZM67 154V153H66ZM73 154V153H72ZM87 154H89V153H87ZM105 154V153H104ZM112 154V153H111ZM128 154V153H127ZM131 154V153H130ZM3 155V154H2ZM10 155V154H9ZM26 155H27V153H26ZM29 155V154H28ZM69 155V154H68ZM78 155V154H77ZM81 155V154H80ZM90 155V154H89ZM7 156V155H6ZM37 156H39V155H37ZM41 156H43V158H46V157H44L45 155H41ZM55 156H57V155H55ZM65 156V155H64ZM71 156V155H70ZM87 157H89L88 155H86ZM92 156V155H91ZM8 157V156H7ZM13 157H15V156H13ZM28 157V156H27ZM26 157V158H27ZM73 157V156H72ZM84 157V156H83ZM114 157H115V155H114ZM0 158H2V156L0 157ZM11 158H12V156H11ZM29 158H30V156H29ZM39 158V157H38ZM61 157H58L57 159H60ZM63 158V157H62ZM69 159H70V157H68ZM102 158H104V157H102ZM4 159V158H3ZM8 159H10L9 157H8ZM7 159V160H8ZM63 159H65V158H63ZM105 159V158H104ZM28 160H30V159H28ZM42 161H43V159H41ZM46 160V159H45ZM56 160V159H55ZM73 159L71 158V161H72ZM75 160V159H74ZM73 160V161H74ZM78 160V159H77ZM90 160V159H89ZM93 160V159H92ZM2 161V160H1ZM49 161V160H48ZM58 161H60V160H58ZM76 161V160H75ZM79 161V160H78ZM108 161V160H107ZM112 161V160H111ZM198 160L197 159H186V165H185V167H183V166H180V168H179V170H180V172H179V177H183V179L182 180H180V181H182V182H179L177 179L178 178H176V183L177 184H180V183H183V184H188V183H190V181H193L194 183H197V184H203L204 186L205 185H207V193H209V194H212L214 191H215V189H216V187H217V183L213 180V174L215 173V172H213V170L214 169H216V166H217V162H215V160H214V163H206V162H204V161H202V160H200L199 162H197ZM10 162H12L11 161V159H10ZM13 162H16V161H13ZM26 162H28L27 161V159H26ZM38 162H40V161H38ZM44 162V161H43ZM42 162V163H43ZM202 162H204V163H202ZM1 163V162H0ZM7 163V162H6ZM74 163V162H73ZM77 163V162H76ZM3 165H4V163H3ZM9 165V163H7V166ZM13 165H14V163H13ZM15 165H16V163H15ZM25 165H26V163H25ZM28 165H29V162H28ZM39 165V163H37V166ZM74 165H75V163H74ZM77 165H78V163H77ZM77 165H76V167H77ZM88 165H90V163H88ZM88 165H87V167H88ZM103 165H104V163H103ZM5 166V168L7 167L6 165H4ZM34 167V166H33ZM32 167V168H33ZM39 167H41V169H42V166H39ZM54 167V166H53ZM73 167V166H72ZM75 167V166H74ZM73 167V168H74ZM80 167V166H79ZM106 167H108V166H106ZM159 167V166H158ZM10 168V167H9ZM93 168H94V166H93ZM93 168H91V169H93ZM115 168V167H114ZM11 169V168H10ZM24 169H27L28 170V167L27 168H24ZM30 169H31V167H30ZM45 169V168H44ZM81 169V168H80ZM34 170H35V168H34ZM57 170V169H56ZM102 170V169H101ZM115 170V169H114ZM122 170H124V169H122ZM201 171L202 170V172H201V174H196L197 173V171ZM18 171V170H17ZM36 171V170H35ZM69 171V170H68ZM77 171V170H76ZM79 172L81 171V170H78ZM86 171V170H85ZM89 171V170H88ZM91 171V170H90ZM93 171V170H92ZM91 171V172H92ZM96 171H98V170H96ZM157 171V170H156ZM37 172H38V170H37ZM36 172V173H37ZM83 172H84V170L82 171V174H83ZM90 172V173H91ZM94 172V171H93ZM98 172H100V171H98ZM110 172V171H109ZM114 172V171H113ZM112 172V173H113ZM3 173V172H2ZM18 173V172H17ZM16 173V174H17ZM24 173V172H23ZM22 173V174H23ZM32 173V172H31ZM35 172H33V174H34ZM35 173V174H36ZM48 173H49V171H48ZM52 173V172H51ZM103 173H104V170H103ZM112 173H110V174H112ZM6 173L4 172V175H5ZM19 174H21V173H19ZM21 174V175H22ZM24 174H26V172L24 173ZM23 174V176H26V175H24ZM29 174V173H28ZM52 174H54V173H52ZM68 174V173H67ZM71 174V173H70ZM76 174V173H75ZM88 174H89V172H88ZM92 174H95V173H92ZM97 174V173H96ZM95 174V175H96ZM106 174V173H105ZM56 175L58 176V174L56 173ZM63 175V174H62ZM64 175H65V173H64ZM163 175V174H162ZM7 176V175H6ZM60 176V175H59ZM66 176V175H65ZM76 176V175H75ZM98 176V175H97ZM122 176V175H121ZM152 176V175H151ZM8 178H10L11 177V175H10V177H9V175L7 176ZM15 176H13V178H14ZM31 177V176H30ZM38 177V176H37ZM40 177H42V176H40ZM43 177H46L45 176V174H44V176ZM63 177V176H62ZM81 177V176H80ZM100 177V176H99ZM98 177V178H99ZM12 178V177H11ZM65 178H67V177H65ZM74 178H76V177H74ZM112 179H113V177H111ZM135 178V177H134ZM3 179H5V178H3ZM35 179V178H34ZM53 179V178H52ZM58 179V178H57ZM69 179V178H68ZM90 179H91V177H90ZM131 179V178H130ZM160 179V178H159ZM2 180V179H1ZM0 180V181H1ZM9 180V179H8ZM11 180V179H10ZM14 180V179H13ZM26 180H27V178H26ZM28 180H30V179H28ZM46 180V179H45ZM56 180V179H55ZM76 180V179H75ZM74 180V182H76L77 183V181H75ZM81 180V179H80ZM92 180H93V178H92ZM108 180V179H107ZM158 180V179H157ZM4 180H2V182H3ZM5 183H7V180L5 179ZM18 181V180H17ZM37 181H39V180H37ZM37 181H35V182H37ZM110 181L111 182H113L111 179H110ZM109 181V182H110ZM115 181H117V180H115ZM119 182H120V180H118ZM2 182H1V184H2ZM9 182V181H8ZM15 182V181H14ZM58 182H59V180H58ZM62 182V181H61ZM72 182V181H71ZM174 182V181H173ZM10 183V182H9ZM8 183V184H9ZM18 183V182H17ZM16 183V184H17ZM23 183V182H22ZM25 183V182H24ZM23 183V184H24ZM97 183V182H96ZM114 183V182H113ZM121 183V182H120ZM11 184V183H10ZM20 184V183H19ZM26 184V183H25ZM33 184H34V182H33ZM46 184H50L51 185V183H46ZM69 184V183H68ZM82 184V183H81ZM118 184V183H117ZM122 184V183H121ZM30 185V184H29ZM40 185V184H39ZM63 185V184H62ZM70 185V184H69ZM83 185V184H82ZM82 185H80V186H82ZM91 185V184H90ZM98 185H99V183H98ZM120 185V184H119ZM123 185V184H122ZM121 185V186H122ZM2 186V185H1ZM14 186V185H13ZM24 186V185H23ZM31 186V185H30ZM46 186H48V185H46ZM58 186V185H57ZM77 186V185H76ZM79 186V187H80ZM86 186V185H85ZM84 186V187H85ZM103 186V185H102ZM106 186V185H105ZM179 185H177V186H174V185H171V184H167V185H164V186H162V188H160V189H162L161 190V192L163 191V193H168L167 194V196L169 195V194H171L172 193V195H170V196H168L167 198L168 199H170L173 195H174V197L175 196H177V198H188L191 194H193V193H195V194H200V186L199 187H195L194 188V190H193V192L192 193H189V192H187V190H185L184 189V187L182 188L183 190H179V189H177V187H178ZM2 187H4V186H2ZM6 187V186H5ZM4 187V188H5ZM10 187H12V186H10ZM25 187V186H24ZM27 187V186H26ZM67 187V186H66ZM9 188V186L7 187V189ZM38 188V187H37ZM36 188V189H37ZM40 188V187H39ZM75 188V187H74ZM80 188H83V187H80ZM86 188H87V186H86ZM88 188L89 189H92L90 186H88ZM94 188V187H93ZM102 188V187H101ZM106 188V187H105ZM124 188H125V190L127 191V193L131 196V198H133V199H131L132 201H133V203L134 204H136L137 203V201H139V199L141 200V199H148V198H155V196H157L160 192H159V188H154V187H149V186H139V185H133V183L132 184H125L124 185ZM12 189V188H11ZM24 189H26V188H24ZM35 189V190H36ZM69 189V188H68ZM67 189V190H68ZM77 189V188H76ZM44 190V189H43ZM42 190V192H44ZM52 190V189H51ZM71 190H73V189H71ZM83 190V189H82ZM87 190V189H86ZM24 191V190H23ZM206 191H205V193H206ZM0 192H2V191H0ZM28 192V191H27ZM36 192H38V190L36 191ZM75 192V191H74ZM79 192V191H78ZM88 192V191H87ZM24 193V192H23ZM29 193V192H28ZM26 194V193H25ZM39 194H42L41 193V190H40V193ZM39 194H37V195H39ZM45 194V193H44ZM47 194H50V192H48ZM47 194H46V196H47ZM52 194H54L53 192H52ZM52 194H50V195H52ZM66 194V193H65ZM90 194V193H89ZM27 196H28V194H26ZM55 195V194H54ZM53 195V196H54ZM67 195V194H66ZM70 195V194H69ZM69 195H67V197L69 196ZM23 196V195H22ZM52 196V197H53ZM73 196V195H72ZM13 197V196H12ZM50 199H51V197L50 196H48ZM56 197V196H55ZM58 197V196H57ZM106 197V196H105ZM246 197V196H245ZM59 198V197H58ZM68 198H71V197H68ZM74 198V197H73ZM173 198V197H172ZM10 199V198H9ZM13 199V198H12ZM54 199V198H53ZM61 199V198H60ZM52 200V199H51ZM107 200V199H106ZM53 201V200H52ZM60 201V200H59ZM81 201V200H80ZM132 203V204H133ZM131 204V205H132ZM237 204V203H236ZM243 204V203H242ZM238 206H239V211L237 212L239 215H241V216H245V215H248V216H251L252 214V206L251 205H243V206H241V203H239L238 204ZM48 207V206H47ZM163 208V207H162ZM259 209H261V211L262 210H264V203H261L260 205H257V207L255 206V210H258V214H260V213H262V212H259ZM204 210V209H203ZM46 213V212H45ZM256 213V212H255ZM55 214V213H54ZM232 215L233 214H231V215H229V217H227L226 219H225V221L228 223V224H230L231 226H233V224H234V226H235V222H234V220H233V218H232ZM74 217V216H73ZM252 217V216H251ZM256 221H258V222H260L261 221V214H260V216H258V215H256ZM112 219V218H111ZM49 220H51V219H49ZM46 221H48V219H46ZM92 222V221H91ZM63 223H62V221H61V217L59 216V215H54L53 216V219L50 221V223H48V225H50L51 227H53V228H57V227H60L61 225H62ZM153 227V226H152ZM97 231V230H96ZM227 232V234L229 233L228 231H226ZM7 239V237L4 239V240H6ZM119 240V239H118ZM64 243V242H63ZM92 247V246H91ZM68 248V247H67ZM73 254V253H72ZM80 254H83V253H80ZM71 255V254H70ZM75 256V255H74ZM66 257V256H65ZM69 259H75V258H71L70 256H69ZM100 259V258H99ZM71 260H68V261H71ZM73 262H74V260H73ZM72 263V262H71ZM110 263V261H108V260H106L105 259V257H102V259H101V263L100 264H109Z\"/></svg>","mask_w":264,"mask_h":264},{"label":"crops","instance_id":"3","mask_svg":"<svg viewBox=\"0 0 264 264\" xmlns=\"http://www.w3.org/2000/svg\"><path fill=\"white\" fill-rule=\"evenodd\" d=\"M206 246L190 247L195 251L186 253L187 256L176 257H158L146 264H214L217 260L218 251L224 247L217 243H205ZM214 245V246H213ZM217 251V252H216Z\"/></svg>","mask_w":264,"mask_h":264}]
</instances>
